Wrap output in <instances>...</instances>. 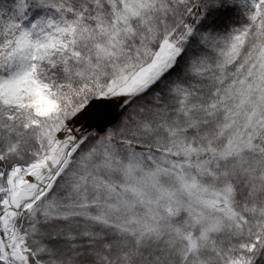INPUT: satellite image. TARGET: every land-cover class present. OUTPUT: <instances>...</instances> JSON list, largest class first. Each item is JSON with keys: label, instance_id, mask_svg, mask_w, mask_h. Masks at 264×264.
<instances>
[{"label": "snow or ice", "instance_id": "1", "mask_svg": "<svg viewBox=\"0 0 264 264\" xmlns=\"http://www.w3.org/2000/svg\"><path fill=\"white\" fill-rule=\"evenodd\" d=\"M0 264H264V0H0Z\"/></svg>", "mask_w": 264, "mask_h": 264}]
</instances>
